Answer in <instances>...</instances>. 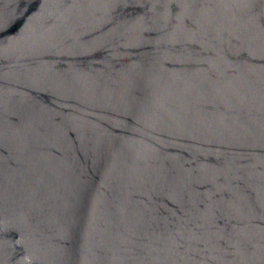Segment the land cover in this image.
<instances>
[{
    "label": "water",
    "instance_id": "obj_1",
    "mask_svg": "<svg viewBox=\"0 0 264 264\" xmlns=\"http://www.w3.org/2000/svg\"><path fill=\"white\" fill-rule=\"evenodd\" d=\"M0 264H264V0H0Z\"/></svg>",
    "mask_w": 264,
    "mask_h": 264
}]
</instances>
